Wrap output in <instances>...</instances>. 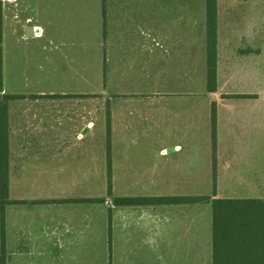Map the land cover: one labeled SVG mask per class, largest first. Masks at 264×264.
I'll list each match as a JSON object with an SVG mask.
<instances>
[{
  "label": "crops",
  "instance_id": "1",
  "mask_svg": "<svg viewBox=\"0 0 264 264\" xmlns=\"http://www.w3.org/2000/svg\"><path fill=\"white\" fill-rule=\"evenodd\" d=\"M34 2L0 1L1 50L20 32L24 39L66 43L54 37L61 30H49L54 23L38 22ZM101 3L95 20L57 27L72 29L76 52L79 45L98 63L103 93L42 90L9 102L6 162L0 152V171H8L0 264H212L211 207L196 211L201 203L163 199L194 196L196 171L207 172L211 182L214 165L219 189L264 190V0H217L214 92L206 88V6L196 10L195 0ZM196 61L209 104L216 105V149L206 148L202 169L195 149ZM88 69L93 66L84 62L82 70ZM98 94H105L107 122L100 148L82 144L99 114ZM65 120L75 123L74 135L61 134ZM137 121L144 133L153 127L165 135L159 148L127 146Z\"/></svg>",
  "mask_w": 264,
  "mask_h": 264
},
{
  "label": "rangeland",
  "instance_id": "2",
  "mask_svg": "<svg viewBox=\"0 0 264 264\" xmlns=\"http://www.w3.org/2000/svg\"><path fill=\"white\" fill-rule=\"evenodd\" d=\"M37 6V18L40 23H54L49 30L56 32L61 30L60 35L55 34L54 37H61L66 40L63 45L56 40L55 43H45L44 40L29 37L24 39L21 32L8 36L6 43H2V85L3 94H25L40 91L53 90L55 93H74L78 89L80 92H97L103 93L102 81L103 77L98 75V63L93 58H86L79 50L76 52L75 46L71 45L73 38L72 29H64L57 27L63 23L76 21H92L97 16V9L101 0H76L73 5L63 4L62 0H46L41 5V0H34ZM196 10L205 9L206 0H195ZM196 11V18H199ZM59 23V24H58ZM69 24V23H68ZM43 46H46L45 49ZM86 62L93 66V70H82L83 63ZM78 69V77L73 73ZM264 73V69L261 71ZM85 73V75H80ZM205 74L202 70V62L196 61L195 75V149L199 156L196 158L200 161V168H204V160L206 155L204 151L207 147L212 148V121L211 115L208 118V112L212 113L213 103L210 105V96L205 90ZM207 88V86H206ZM65 100V104L70 105L72 97H61ZM60 99V98H59ZM98 101V111L93 118L94 127L86 131V139L82 144H88L100 148L106 146L107 122L105 115V94L94 95L93 98ZM73 110V107H69ZM75 110V109H74ZM74 125L69 120H65L61 134L74 135ZM130 134L128 135V147L130 148H148L157 149L160 146V139H165V135H155L152 127L149 132L144 133L142 124L138 121L131 124ZM217 135V126H216ZM178 135L172 136V138ZM245 137L249 135H244ZM170 137V136H169ZM181 138V135L178 136ZM80 143V142H78ZM198 169V168H197ZM208 173L204 171H196L199 180L196 181L194 189H189L195 195L209 196L210 199L215 197L233 196L238 198L264 197V190L258 188H239L230 192V189H219L215 186L214 172H211L212 181L206 182L205 177ZM210 183V185H208ZM98 191H102L99 188ZM221 198V197H220ZM211 203L202 205L200 208L196 206V211H207ZM203 263L202 260H196V264Z\"/></svg>",
  "mask_w": 264,
  "mask_h": 264
},
{
  "label": "trees",
  "instance_id": "3",
  "mask_svg": "<svg viewBox=\"0 0 264 264\" xmlns=\"http://www.w3.org/2000/svg\"><path fill=\"white\" fill-rule=\"evenodd\" d=\"M1 43V22H0ZM206 49H207V91L217 88V0H206ZM0 46V152L7 161L8 154V106L14 99L25 95L1 94ZM213 152L216 149V105L212 113ZM109 134V123H108ZM109 136V135H108ZM109 148V146H108ZM215 160V157H214ZM214 179L216 170L214 165ZM108 194H111V172H108ZM8 197V171H0V205L3 212ZM168 202L211 203L212 211V264H264V199L261 198H220L194 195L189 197L164 198ZM99 199H78V202H94ZM134 202L120 199V204Z\"/></svg>",
  "mask_w": 264,
  "mask_h": 264
},
{
  "label": "built area",
  "instance_id": "4",
  "mask_svg": "<svg viewBox=\"0 0 264 264\" xmlns=\"http://www.w3.org/2000/svg\"><path fill=\"white\" fill-rule=\"evenodd\" d=\"M2 3H5V4H13L15 0H0Z\"/></svg>",
  "mask_w": 264,
  "mask_h": 264
},
{
  "label": "water",
  "instance_id": "5",
  "mask_svg": "<svg viewBox=\"0 0 264 264\" xmlns=\"http://www.w3.org/2000/svg\"><path fill=\"white\" fill-rule=\"evenodd\" d=\"M27 34H28V35H32V29H31V28H29V29L27 30Z\"/></svg>",
  "mask_w": 264,
  "mask_h": 264
}]
</instances>
